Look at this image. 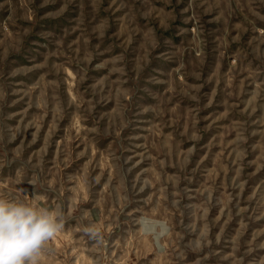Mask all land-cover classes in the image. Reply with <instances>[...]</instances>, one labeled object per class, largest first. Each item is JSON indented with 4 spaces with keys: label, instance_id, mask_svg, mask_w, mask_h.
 <instances>
[{
    "label": "rangeland",
    "instance_id": "374dc122",
    "mask_svg": "<svg viewBox=\"0 0 264 264\" xmlns=\"http://www.w3.org/2000/svg\"><path fill=\"white\" fill-rule=\"evenodd\" d=\"M0 197L41 264H264V0H0Z\"/></svg>",
    "mask_w": 264,
    "mask_h": 264
},
{
    "label": "clouds",
    "instance_id": "9594fccd",
    "mask_svg": "<svg viewBox=\"0 0 264 264\" xmlns=\"http://www.w3.org/2000/svg\"><path fill=\"white\" fill-rule=\"evenodd\" d=\"M60 208L0 197V264H41L49 241L64 229ZM90 239L103 242L98 229H85Z\"/></svg>",
    "mask_w": 264,
    "mask_h": 264
}]
</instances>
